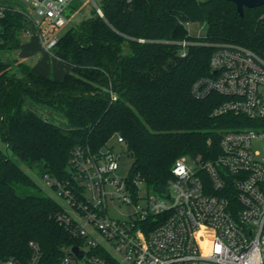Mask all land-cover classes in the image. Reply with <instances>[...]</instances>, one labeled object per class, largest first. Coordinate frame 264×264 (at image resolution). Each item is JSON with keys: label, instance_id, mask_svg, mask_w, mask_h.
I'll return each mask as SVG.
<instances>
[{"label": "trees", "instance_id": "1", "mask_svg": "<svg viewBox=\"0 0 264 264\" xmlns=\"http://www.w3.org/2000/svg\"><path fill=\"white\" fill-rule=\"evenodd\" d=\"M15 9L0 22V50L18 49L25 32H36L25 10ZM189 23L206 25V35H191ZM183 40L204 44H191L182 57ZM226 43L264 58V6L244 8L241 17L227 0H101L52 48L71 68L63 79L39 75L23 63L17 74V64L0 57L1 137L29 169L66 181L76 147L98 151L120 136L132 158L130 177L150 188L166 187L178 158L215 157L222 134L243 124L241 117L213 115L225 97L198 99L192 93L196 81L212 76L215 46ZM28 102L53 107L68 128L24 109ZM12 155L0 150V260L26 261L36 242L42 264H56L64 247L79 242L56 219L62 210L57 201L20 194V188L37 184Z\"/></svg>", "mask_w": 264, "mask_h": 264}, {"label": "built area", "instance_id": "2", "mask_svg": "<svg viewBox=\"0 0 264 264\" xmlns=\"http://www.w3.org/2000/svg\"><path fill=\"white\" fill-rule=\"evenodd\" d=\"M26 1L38 18L25 10L26 16L52 54L59 39L53 31L66 25L70 0ZM14 9L0 4V22ZM178 44L185 57L188 46L204 42ZM210 66L212 76L196 81L193 95L225 97L213 115L231 114L249 125L227 129L213 158H178L164 193L130 172L117 175L122 154L110 143L98 151L76 147L68 180L45 177L64 203L56 219L79 242L64 247L56 264H264V58L237 44H219ZM114 139L126 149L122 137ZM74 247L83 251L81 259ZM30 249L28 260L11 257L0 264H42L40 245L31 242Z\"/></svg>", "mask_w": 264, "mask_h": 264}, {"label": "rangeland", "instance_id": "3", "mask_svg": "<svg viewBox=\"0 0 264 264\" xmlns=\"http://www.w3.org/2000/svg\"><path fill=\"white\" fill-rule=\"evenodd\" d=\"M101 0H70L66 5L65 10L63 12V16L66 20V25L62 28H56L53 31V34L60 37L71 27L76 26L85 18H89L93 14V8H95ZM0 4L4 6L17 7L19 9L26 10L33 18H38L36 14V9L31 1L26 0H0ZM46 26V25H45ZM188 31L193 36H201L204 37L207 32V27L201 23H189L187 25ZM21 39H23L21 37ZM19 52L16 50H0V57L4 60L11 61L14 64V72L20 74L18 71V63L21 61L18 57ZM32 108L39 115L48 119L49 121L61 125L64 128H68L67 120L58 112L54 110L53 107L48 106L47 104L41 103H33L28 102L24 106V109ZM110 145L114 146V149L117 153H121L122 157L120 160V170L117 175L126 176L129 174L132 166V158L128 156V153L125 147L121 144H118L116 139H112ZM0 150L8 151L9 154L12 155V152L8 150L5 142L3 141L0 133ZM12 158L21 166V168L26 171L37 184V188L31 187H22L19 189L20 194L29 195V194H40L53 198L60 205H64L61 196L55 191L53 188L49 187L46 183V178L42 177L40 174L28 168V166L20 161L18 158L12 155ZM186 164L189 167H193L194 163L190 158L186 159ZM126 211V210H125ZM112 216L116 217L115 213H111Z\"/></svg>", "mask_w": 264, "mask_h": 264}, {"label": "crops", "instance_id": "4", "mask_svg": "<svg viewBox=\"0 0 264 264\" xmlns=\"http://www.w3.org/2000/svg\"><path fill=\"white\" fill-rule=\"evenodd\" d=\"M22 38L20 46L16 49L21 60L19 63L28 65L33 72L39 75L51 77L55 80L63 79L71 71L67 64L44 49L38 35L28 36L24 33Z\"/></svg>", "mask_w": 264, "mask_h": 264}, {"label": "water", "instance_id": "5", "mask_svg": "<svg viewBox=\"0 0 264 264\" xmlns=\"http://www.w3.org/2000/svg\"><path fill=\"white\" fill-rule=\"evenodd\" d=\"M234 3L237 6V10L239 15L244 16V8H257L264 6V0H227ZM159 192L164 193V188L162 186L157 189ZM73 252L81 259L83 257V251H81L78 247L73 248Z\"/></svg>", "mask_w": 264, "mask_h": 264}]
</instances>
